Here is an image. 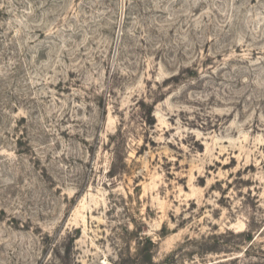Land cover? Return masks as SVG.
<instances>
[{
  "label": "rangeland",
  "instance_id": "1",
  "mask_svg": "<svg viewBox=\"0 0 264 264\" xmlns=\"http://www.w3.org/2000/svg\"><path fill=\"white\" fill-rule=\"evenodd\" d=\"M0 264H264V0H0Z\"/></svg>",
  "mask_w": 264,
  "mask_h": 264
}]
</instances>
